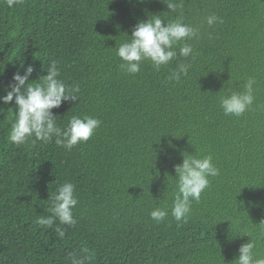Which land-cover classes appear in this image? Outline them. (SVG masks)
Returning a JSON list of instances; mask_svg holds the SVG:
<instances>
[{
	"label": "trees",
	"instance_id": "obj_1",
	"mask_svg": "<svg viewBox=\"0 0 264 264\" xmlns=\"http://www.w3.org/2000/svg\"><path fill=\"white\" fill-rule=\"evenodd\" d=\"M176 2L171 12L160 0H0V96L15 72L31 64L36 83L55 60L59 78L80 87L77 102L52 109L57 124L101 121L71 150L55 137L17 146L8 140L14 100L0 103V264H70V253L87 264H236L249 241L264 257V0ZM154 14L197 28L185 41L193 53L180 57L177 45L159 71L143 61L128 74L117 48ZM213 14L222 23L209 26ZM182 62L188 73L170 80ZM250 77L252 105L225 115L221 96ZM188 154L211 155L219 175L177 222L174 166ZM65 182L75 185L77 222L59 239L36 219L51 214L49 197ZM155 207L168 210L164 222L150 217Z\"/></svg>",
	"mask_w": 264,
	"mask_h": 264
},
{
	"label": "clouds",
	"instance_id": "obj_2",
	"mask_svg": "<svg viewBox=\"0 0 264 264\" xmlns=\"http://www.w3.org/2000/svg\"><path fill=\"white\" fill-rule=\"evenodd\" d=\"M9 8L20 0H6ZM143 2V0H138ZM168 11L176 12L180 4L176 0H160ZM209 26L221 22L216 15L205 18ZM198 29L183 21L182 16L165 22L159 15H151L143 21H138L131 32L129 39L122 42L117 48L116 55L122 61L119 67L128 74L140 71L141 62L150 61L155 70L169 64L177 57L176 46L179 47V56L187 58L192 55V45L185 42L198 37ZM184 42V43H181ZM23 66V65H22ZM190 64L180 63L178 68L171 72L169 79L179 81L186 75ZM47 74L39 77V82L30 83L29 77L34 67L29 64L23 69V74L15 72L11 81L5 86V94L0 96V103L5 105L13 102L15 113L10 117L11 128L8 140L19 146L39 140L44 143L52 141L55 144L71 150L79 143L87 142L100 126L101 121L91 116L73 115L63 128L56 122V115L52 109L59 108L62 102H77L79 100V85H68L60 79L58 63L52 60L47 66ZM32 82V81H31ZM255 80L248 78L243 84V91H231L221 96L220 107L225 115L240 116L253 103V85ZM3 110V109H0ZM34 138V139H33ZM213 157L206 155L198 157L195 154L183 156L182 163L174 166L176 191L173 196L171 215L177 222H187L191 212L192 201H199L201 194L209 186V177L219 175V169L214 165ZM51 214L47 217L38 216L36 223L44 228L52 229L55 236L63 239L67 227L76 224L72 209L78 204L75 196V185L65 182L60 185L49 197ZM150 217L157 223L165 221L169 215L166 208L155 207ZM260 223H264L261 221ZM255 244L251 241L241 245L238 249L236 264H264V257H254ZM70 264H87L88 256L69 254Z\"/></svg>",
	"mask_w": 264,
	"mask_h": 264
}]
</instances>
